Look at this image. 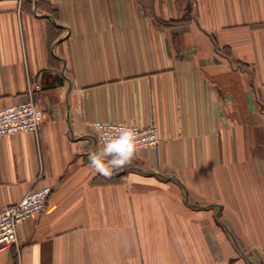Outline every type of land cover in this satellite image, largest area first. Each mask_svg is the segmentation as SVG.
I'll return each mask as SVG.
<instances>
[{
    "label": "crops",
    "instance_id": "1",
    "mask_svg": "<svg viewBox=\"0 0 264 264\" xmlns=\"http://www.w3.org/2000/svg\"><path fill=\"white\" fill-rule=\"evenodd\" d=\"M0 207L44 211L0 264H264V0H0ZM96 121L156 125L111 178Z\"/></svg>",
    "mask_w": 264,
    "mask_h": 264
},
{
    "label": "built area",
    "instance_id": "2",
    "mask_svg": "<svg viewBox=\"0 0 264 264\" xmlns=\"http://www.w3.org/2000/svg\"><path fill=\"white\" fill-rule=\"evenodd\" d=\"M21 4L22 0H18ZM35 110L43 115L40 107L33 97L25 101L12 104L0 109V137L20 132L37 133L42 119L37 123ZM108 127L105 128L106 137L113 133L111 126L126 125L135 127L139 133L138 149L145 147H157L160 142L159 131L156 125L139 127L127 122L96 121ZM98 142L102 148V142L98 136ZM52 189L50 186L34 187L28 190L21 200L0 207V249L17 242V228L19 224L29 216L42 212L47 206Z\"/></svg>",
    "mask_w": 264,
    "mask_h": 264
},
{
    "label": "clouds",
    "instance_id": "3",
    "mask_svg": "<svg viewBox=\"0 0 264 264\" xmlns=\"http://www.w3.org/2000/svg\"><path fill=\"white\" fill-rule=\"evenodd\" d=\"M35 120L38 123L43 115L35 110ZM104 124L94 125L102 142V148L89 153L90 166L102 177L111 178L114 171L123 169L132 164L138 151L139 133L135 127L126 125L111 126L113 133L106 137Z\"/></svg>",
    "mask_w": 264,
    "mask_h": 264
}]
</instances>
